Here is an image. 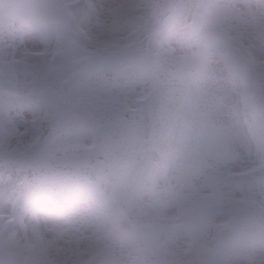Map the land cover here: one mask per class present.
<instances>
[{"label": "snow or ice", "instance_id": "obj_1", "mask_svg": "<svg viewBox=\"0 0 264 264\" xmlns=\"http://www.w3.org/2000/svg\"><path fill=\"white\" fill-rule=\"evenodd\" d=\"M37 10L44 25L39 47L0 43V158L43 161L49 171L92 169L102 211L60 225L0 194L4 208L11 204L0 209V264H57L61 257L65 264H264V62L224 27L220 0H157V22L142 38L118 35L122 23L144 18L140 0L107 8L96 0H49ZM101 15L114 22L98 35L90 21ZM193 33L199 50L170 43ZM213 48L230 76L238 60L252 74L241 103L254 152L242 151L236 133L217 123L208 94L193 96L175 83L193 65L214 71ZM133 71L138 96L110 94ZM9 97L23 110L13 115ZM153 99L156 106L145 111ZM127 126L136 127L138 140L163 143L162 157L175 164L147 181L135 144L124 136ZM64 134L74 138L47 151Z\"/></svg>", "mask_w": 264, "mask_h": 264}, {"label": "rangeland", "instance_id": "obj_2", "mask_svg": "<svg viewBox=\"0 0 264 264\" xmlns=\"http://www.w3.org/2000/svg\"><path fill=\"white\" fill-rule=\"evenodd\" d=\"M49 0H0V43L18 46L19 51L24 47L35 48L39 47L40 36L43 30V23L38 13V6L48 3ZM74 2L83 3V0H74ZM220 3L229 6V12L234 17L251 18L252 13L256 11V0H220ZM163 19V18H162ZM232 24L236 21L233 19ZM171 45L178 50H199L200 37L197 33L190 36H171ZM244 47H250L252 51H257L259 41H249L244 39L241 41ZM18 51V55H19ZM210 55L218 61L215 65V70L204 72L193 65L180 72V79L175 83L178 87L183 88L186 92L193 96L207 95L209 103L215 105V118L217 123L225 127L231 128L236 133L237 143L241 150L255 151V143L248 134V125L245 123L246 110L241 103V92L243 85L239 82L235 75H231L224 69L220 50L213 48L210 50ZM23 67H19V74L23 78ZM111 78V74H109ZM6 102L13 107V115L16 112L22 111L24 108L23 102L17 98H5ZM25 115H29L25 111ZM170 124H165L161 128L164 136H167ZM124 136L129 144H135L136 159L145 168L144 178L151 181L154 177H159L162 174L163 167L167 165L172 167L175 161L172 158L165 159L161 155L163 143H148L146 140H138L137 129L135 126H127L124 129ZM89 141L91 138H88ZM14 143V139H13ZM2 159L0 164V194L9 192L13 194V198L19 197L22 202H27L31 206L38 208L42 217L49 222H56L60 225H65L66 220L73 222L83 221L91 216L96 209L95 185L97 182H88L90 187L89 192L80 193L83 187L71 185L74 176L69 174V170H61L64 168L56 165L51 171L43 169L41 165L43 161H27L24 163H13ZM28 172L35 171L33 175L38 178L39 174L44 177L38 180H25L17 177H12L9 171L13 170ZM70 177V178H69ZM39 179V178H38ZM71 182V183H70ZM249 183L255 186V177L249 178ZM60 185V186H58ZM55 188L71 192L70 196L74 197L71 204H64L61 197L54 193ZM105 185L101 182L99 188H104ZM259 194V188H256ZM11 204L7 205L10 208ZM4 208L3 201L0 200V209Z\"/></svg>", "mask_w": 264, "mask_h": 264}, {"label": "clouds", "instance_id": "obj_3", "mask_svg": "<svg viewBox=\"0 0 264 264\" xmlns=\"http://www.w3.org/2000/svg\"><path fill=\"white\" fill-rule=\"evenodd\" d=\"M96 2L103 7L107 8L114 4L120 2V0H96ZM140 3L143 6V19L134 23L127 24L122 23V30L118 33L119 36L123 38H142L146 33L151 31L154 23L157 21L153 19L152 9L153 6L157 3V0H140ZM224 5V12L222 16L224 18V27L231 31L233 34L237 35L241 41L244 39H248L249 41L258 40L259 48L257 51H252L250 47H244L242 44V48L249 52L257 61L264 62V0H256V11L252 13L251 18L246 17H234L229 12V6ZM235 19L236 23L232 24L231 21ZM113 20L110 17L101 15L100 17H93L90 21V28L95 34H106V29L108 26L113 24ZM205 30L212 27V21L209 18H206L203 24ZM221 57L222 52L220 51ZM239 67L235 72V77L238 78L239 82L243 85L245 81L252 78V74L249 73L242 65L241 61H237ZM135 71L130 72L128 77L120 82V84L116 87H111L109 89L110 94L112 95H127L130 98H136L139 94V88L134 87L131 81L136 80ZM157 101L155 99L151 101H147L143 104V108L145 111L149 107H155ZM73 137L72 134H64L59 136L53 143L47 145V151H55L62 144L67 143ZM40 154L39 150L34 152L33 155ZM102 211L100 206H96V209L92 214H99ZM57 264H65L64 258H56ZM67 264H72L69 260Z\"/></svg>", "mask_w": 264, "mask_h": 264}, {"label": "trees", "instance_id": "obj_4", "mask_svg": "<svg viewBox=\"0 0 264 264\" xmlns=\"http://www.w3.org/2000/svg\"><path fill=\"white\" fill-rule=\"evenodd\" d=\"M104 159V157H101V160H103ZM3 162H2V159H0V164H2ZM107 163V162H106ZM61 170H69V169H66V168H61ZM67 172H69V174L71 175V176H74L75 178V180H73V184L71 183V185H77V186H81V187H83L80 191V193H82V192H84V194H86L87 192H89V189H90V187L88 186V183H87V181L88 182H97V175H96V173L92 170V169H84V170H82V171H80V172H75V170H69V171H67ZM34 173H36L35 171H28V172H22V171H17V170H15V168H13V170H11V171H9V174L12 176V177H17V178H21V179H25L26 181L27 180H38V181H40L44 176L42 175V174H39V176H38V178L37 177H35L33 174ZM58 186H60V185H58ZM54 193H56V194H58L60 197H61V199H62V201H63V203L64 204H66V203H68V202H70L71 201V199H70V194H73V193H71V192H65V191H62V190H60V188H55L54 187Z\"/></svg>", "mask_w": 264, "mask_h": 264}]
</instances>
